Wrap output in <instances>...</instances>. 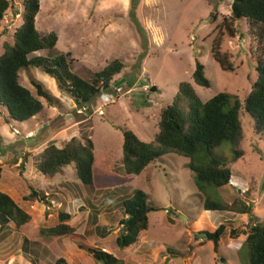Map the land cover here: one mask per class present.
Returning <instances> with one entry per match:
<instances>
[{
    "label": "rangeland",
    "instance_id": "1",
    "mask_svg": "<svg viewBox=\"0 0 264 264\" xmlns=\"http://www.w3.org/2000/svg\"><path fill=\"white\" fill-rule=\"evenodd\" d=\"M8 1L10 7L0 24V56L22 25L21 0ZM232 2L40 0L35 27L43 37L55 33L58 42L53 51H40L29 58L69 53L73 72L88 81L118 60L124 69L115 80L125 82L102 91L87 108L80 109L44 70L20 73V84L44 108L21 123L8 122L7 111L0 106V192L31 216L23 227L10 223L8 229H0V264H55L59 258L68 264H101L81 250L79 242L95 249L105 247L120 264H243L247 260L243 244L251 228L255 224L264 227V127L247 113H241L242 129L235 143L224 142L214 150L232 173L229 186L200 190L188 167L190 160L173 152L150 164L130 183L118 166L123 130L132 131L145 143L152 142L159 132L155 117L172 104L181 83H190L203 103L218 93H228L241 102L250 94L257 80L251 47L257 43L248 34L245 21L234 23V38L224 34L222 39V52L234 71H222L212 55L217 27L231 16ZM134 16L143 33L137 30ZM197 61L205 67L209 88L192 79ZM32 79L43 83L60 106L50 107L40 98ZM153 87L156 92L151 91ZM76 114L86 119L78 122ZM72 138L93 142L99 176L94 190L82 185L73 164L54 176L38 170L50 142L63 148ZM33 190L47 196V203L28 200ZM136 190L147 195L148 205L156 211L148 215V229L141 232L140 241L120 249L116 238L122 228L121 203ZM206 199L220 203L225 211H206ZM240 203L254 206V218L232 209ZM60 213L70 214L67 224L74 229L73 238L41 237V229L59 224ZM221 224L226 233L215 253L213 242L199 231L205 225L217 228ZM146 240L153 246L162 244L166 250L139 249Z\"/></svg>",
    "mask_w": 264,
    "mask_h": 264
},
{
    "label": "trees",
    "instance_id": "2",
    "mask_svg": "<svg viewBox=\"0 0 264 264\" xmlns=\"http://www.w3.org/2000/svg\"><path fill=\"white\" fill-rule=\"evenodd\" d=\"M21 5L22 25L15 31L12 43L4 46V52L0 56V106L6 109L8 122L23 123L43 111L41 101L20 84V73L28 69L44 70L56 80L59 91L71 97L80 109L87 108L102 91L109 92L113 89L115 78L124 69V65L118 60L96 73L92 81H88L73 72L68 60L69 53L29 58L40 51H53L58 38L55 33L43 37L35 27L40 0H21ZM9 7L8 0H0V24ZM133 21L138 25L135 16ZM238 21L246 22L248 34L257 43L251 47L256 58L257 80L252 85L250 94L241 102L228 93H218L203 103L190 83H181L172 104L155 117L159 132L152 142L145 143L132 131L123 130L122 158L118 161V166L126 181L132 182L150 164L173 152L190 160L188 167L195 174V182L200 190L206 187L223 188L232 183L230 169L216 156L214 150L224 142L235 143L242 129V112L247 113L258 126L264 127V0H233L231 16L224 18L217 27L219 33L212 42V55L222 71H234L228 56L222 52V39L224 34L230 38L235 37L234 23ZM137 30L143 31L139 25ZM192 79L200 87L211 86L205 76L204 65L198 61ZM31 83L38 96L46 100L50 107L60 106L59 99L43 83L35 79ZM85 119L83 114H76L78 122ZM72 164L82 185L90 191L96 189L99 176L94 145L89 139L83 142L72 138L63 148H57L55 143L50 142L41 155L38 170L45 176H54ZM46 197L33 190L27 199L47 203ZM121 206L122 228L116 238V245L125 249L136 244L141 232L148 229V215L156 211V208L148 205L147 195L140 190H136L131 198L124 199ZM204 208L206 211H225L223 205L210 199H206ZM232 209L238 214L254 218V206L251 204H234ZM58 219L59 224L55 227L41 229L40 236L73 238L74 229L67 224L71 220L70 214L60 213ZM30 221L31 216L27 212L9 195L0 192V229H8L10 223L20 228ZM199 232L207 235V240L214 244V252L218 253L226 226L221 224L212 228L205 225ZM234 233L235 231H231V235L236 236ZM243 246L247 251V260L243 264H264V227L255 224ZM78 247L101 264H120V260L110 253L82 242L78 243ZM55 264L68 263L59 258Z\"/></svg>",
    "mask_w": 264,
    "mask_h": 264
},
{
    "label": "crops",
    "instance_id": "3",
    "mask_svg": "<svg viewBox=\"0 0 264 264\" xmlns=\"http://www.w3.org/2000/svg\"><path fill=\"white\" fill-rule=\"evenodd\" d=\"M147 231V230H146ZM146 231H144V232H146ZM139 240V239H138ZM140 241V240H139ZM147 242H146V244H144V245H141V246H139V249H145V248H149V249H151V250H154V248H158V250L160 251V252H162V251H165L166 250V247H164V245H162V244H160V245H156V246H153V244H152V242L151 241H149V240H146ZM149 243H151V244H149ZM97 247V246H96ZM103 249H105L106 250V252L107 253H110V254H112L114 257H115V255H114V253H112V251H110V250H108V249H106L105 247L103 248H98V250H103ZM118 259V258H117Z\"/></svg>",
    "mask_w": 264,
    "mask_h": 264
},
{
    "label": "water",
    "instance_id": "4",
    "mask_svg": "<svg viewBox=\"0 0 264 264\" xmlns=\"http://www.w3.org/2000/svg\"><path fill=\"white\" fill-rule=\"evenodd\" d=\"M124 82H125V80L123 79V80H121V81L117 82L115 86H116V87H119V86H120L121 84H123ZM151 91H152V92H156V91H157V88L153 87ZM183 218H184V219H186L185 217H183ZM203 237H205V238H206V237H207V235H206V234H204V235H203Z\"/></svg>",
    "mask_w": 264,
    "mask_h": 264
},
{
    "label": "built area",
    "instance_id": "5",
    "mask_svg": "<svg viewBox=\"0 0 264 264\" xmlns=\"http://www.w3.org/2000/svg\"><path fill=\"white\" fill-rule=\"evenodd\" d=\"M144 91L148 92V91H149V87H148V86L144 87ZM102 251H103V252H106L105 249H103Z\"/></svg>",
    "mask_w": 264,
    "mask_h": 264
}]
</instances>
